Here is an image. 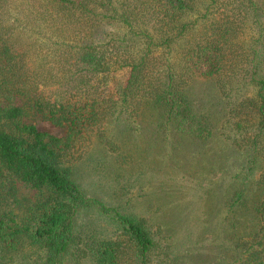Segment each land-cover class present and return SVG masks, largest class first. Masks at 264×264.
Wrapping results in <instances>:
<instances>
[{
  "label": "trees",
  "instance_id": "16d2710c",
  "mask_svg": "<svg viewBox=\"0 0 264 264\" xmlns=\"http://www.w3.org/2000/svg\"><path fill=\"white\" fill-rule=\"evenodd\" d=\"M104 21L123 28L117 39ZM144 21L164 29L150 30ZM199 24L205 28L199 40L173 60L177 41ZM140 36L146 41L134 44ZM160 48L167 53L157 54ZM60 72L73 86L52 100L48 82ZM201 78L214 79L226 101L224 131L242 136L236 148L261 167L262 196L254 206L260 227L248 244L264 264V0H0V173L43 193L19 215L4 209L0 190V264H14L25 246L36 249L32 264H179L168 251L156 262L148 221L86 198L68 164L85 151H74L80 141L81 148L93 136L106 141L108 115L139 118L150 105L177 131L209 140L208 119L191 108L186 93ZM32 111L67 124L68 135L27 124ZM233 200L243 201L242 192ZM88 205L119 224L115 240L84 243L75 218Z\"/></svg>",
  "mask_w": 264,
  "mask_h": 264
},
{
  "label": "rangeland",
  "instance_id": "374dc122",
  "mask_svg": "<svg viewBox=\"0 0 264 264\" xmlns=\"http://www.w3.org/2000/svg\"><path fill=\"white\" fill-rule=\"evenodd\" d=\"M144 22L149 23L150 30L164 29L155 21ZM103 24L110 38L117 39V33L123 32L111 21ZM72 31L70 26L64 36ZM204 31V25L199 24L188 32L186 39L177 41L173 60L178 59L181 47L195 43ZM142 39L146 41L140 36L134 44ZM163 53L167 51L158 49L157 54ZM64 77L66 73L60 72L57 79L48 82L47 92L52 100L63 89L73 86L69 75L67 80ZM107 84L114 85L111 77ZM102 90L105 87L100 83L99 91ZM186 93L191 108L208 119L213 132L209 140L177 131L162 110L153 105L145 107L139 118L108 115L104 123L106 141L93 136L82 148L80 141L74 151H85L80 160L68 164L71 177L86 198L98 199L129 217L147 220L157 243L153 255L156 262L168 251L170 259L179 264H258L248 243L259 229L254 206L262 196L261 167L249 153L236 148L234 140L242 141V136L224 131L226 101L214 79H197ZM24 102L18 98L15 103L24 106ZM25 122L57 138L68 135L67 124H58L38 112H30ZM0 190L4 209L19 215L43 196L26 183L1 173ZM238 192H242L243 201L233 205ZM75 222L84 243L92 239L115 240L120 234L119 224L95 205L82 206ZM21 252L19 257L15 256L14 264L39 260L31 246H25Z\"/></svg>",
  "mask_w": 264,
  "mask_h": 264
}]
</instances>
